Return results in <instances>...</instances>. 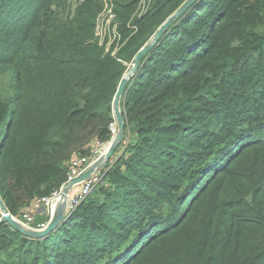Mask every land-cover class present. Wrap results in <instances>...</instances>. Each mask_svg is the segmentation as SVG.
I'll use <instances>...</instances> for the list:
<instances>
[{"label": "trees", "instance_id": "16d2710c", "mask_svg": "<svg viewBox=\"0 0 264 264\" xmlns=\"http://www.w3.org/2000/svg\"><path fill=\"white\" fill-rule=\"evenodd\" d=\"M190 0H0V197L13 218L109 139L129 66ZM109 43V44H108ZM103 183L48 236L0 224V264H264V0H193L138 61ZM69 159V160H68Z\"/></svg>", "mask_w": 264, "mask_h": 264}, {"label": "built area", "instance_id": "2783aa9c", "mask_svg": "<svg viewBox=\"0 0 264 264\" xmlns=\"http://www.w3.org/2000/svg\"><path fill=\"white\" fill-rule=\"evenodd\" d=\"M104 41H100L103 45ZM123 122V120H122ZM107 130L112 136L109 142H94L88 148V154L79 156L70 161L67 176L62 187L51 197L37 198L25 208L21 221L28 230L35 221L37 214L48 216L52 212L54 201H59L58 209L63 208L65 213L73 212L81 202L90 196L94 190L103 183L104 170L107 166L106 159L110 148L118 140L120 129L117 116L113 115Z\"/></svg>", "mask_w": 264, "mask_h": 264}, {"label": "rangeland", "instance_id": "374dc122", "mask_svg": "<svg viewBox=\"0 0 264 264\" xmlns=\"http://www.w3.org/2000/svg\"><path fill=\"white\" fill-rule=\"evenodd\" d=\"M75 1L76 0H73V4H74ZM103 1L106 2L107 6L105 7L106 8L105 12L99 17V19L97 21L96 36L98 38L99 43L102 40L105 42L107 38H108V42L110 43V41H111V39H110L111 38L110 31H111V27H112V24H113V20H112L113 17L110 14L109 4L112 3L114 0H103ZM142 2H143V7L141 8V11L139 13L140 16L143 14V12H145L147 10L148 5L150 4L151 0H142ZM151 43L149 45H151ZM137 63L135 64V61H134V63H132L129 66L127 72L125 73V75L122 78L123 80H125L126 84H125V87L123 88L122 96L120 97L118 104L114 105V99H113V102H112V116H111L112 119H113L114 112H115L116 116L118 114H120L122 116V112H123V107L122 106H123L124 95H125V91L124 90H125L126 86H128V85L130 86L132 84V82H133V77H134V75H135V73L137 71V67H138ZM7 85H8V75H0V89H1V93H3V94L6 93V92H4V90H6ZM112 119H111V121H112ZM108 125H107V127H108ZM79 135L82 138L88 139V140L86 142H84L79 148L74 149L75 151H73L71 153V159L70 160L68 159L69 161H67L65 163L66 166H68L70 161L73 160L74 158L79 157V156L87 155L88 154V148L94 142H97V141L98 142H109V141L112 140V136L111 135L109 136V139H100L98 137L97 133H96V129H95L94 126H88L84 130H82L79 133ZM121 135H122V133H121ZM120 139H121V137H120ZM120 139H119L117 144L120 143ZM116 148H117V145H116L115 149ZM57 204H58V202L54 203V205H53L54 209L57 207ZM58 213H59V209H57V212H56L55 215H57ZM69 214H71V212L65 213L63 211L61 223H63V221L68 219ZM52 216H53V211L48 216L45 217V222H43L44 220L42 219V224H40V223L38 224L36 222V220H35V222H33V224L30 226L29 231H37L38 232V231L43 230L47 226V224L50 221ZM14 219L18 222V225L20 227L27 229L25 226H23L21 218H14Z\"/></svg>", "mask_w": 264, "mask_h": 264}, {"label": "water", "instance_id": "95a60500", "mask_svg": "<svg viewBox=\"0 0 264 264\" xmlns=\"http://www.w3.org/2000/svg\"><path fill=\"white\" fill-rule=\"evenodd\" d=\"M192 1L193 0H190L188 3H186V5L176 15H174L170 20H168L160 28V30L156 34L153 42L151 43V45L161 37L163 32L165 30H167L169 28V26L185 11V9L191 4ZM151 45L146 46L145 48H143L141 50V52L135 58V64L139 61V59L142 56H144L149 51ZM125 84H126L125 80L122 79V81L120 82V84L118 86V90L115 94V97H114V105L118 104L119 99L122 96V91H123V88L125 87ZM117 122L119 125L120 135H121V133L123 131V122H122V116L120 114L117 115ZM119 139H120V136H119L118 140L110 148L108 155L106 157L107 160L110 158L111 154L113 153ZM62 215H63V208H61L59 210V213L57 215L51 217L47 226L43 230L38 231V232L37 231H29V230L22 228L18 225V222L11 216V214L9 213L8 209L6 208L5 204L3 203V201L0 197V224L1 223H7L9 226L20 231L22 234L29 236V237H32V238H35V239L44 238V237L48 236L52 231H54L60 225V223L62 221Z\"/></svg>", "mask_w": 264, "mask_h": 264}, {"label": "crops", "instance_id": "0c3cea01", "mask_svg": "<svg viewBox=\"0 0 264 264\" xmlns=\"http://www.w3.org/2000/svg\"><path fill=\"white\" fill-rule=\"evenodd\" d=\"M45 215L44 214H37L35 217L36 222L39 224H42V219L44 220L43 222H45ZM35 222V221H34Z\"/></svg>", "mask_w": 264, "mask_h": 264}, {"label": "bare ground", "instance_id": "6f19581e", "mask_svg": "<svg viewBox=\"0 0 264 264\" xmlns=\"http://www.w3.org/2000/svg\"><path fill=\"white\" fill-rule=\"evenodd\" d=\"M55 202H58V204H57V207H56L55 209H54L53 206H52L53 216H55V214H56V212H57V209H58V205L60 204L59 201H54V203H55ZM54 203H53V205H54Z\"/></svg>", "mask_w": 264, "mask_h": 264}]
</instances>
